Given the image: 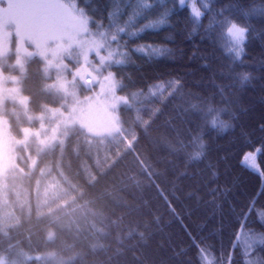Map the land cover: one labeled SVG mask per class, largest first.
Instances as JSON below:
<instances>
[{
    "label": "trees",
    "instance_id": "1",
    "mask_svg": "<svg viewBox=\"0 0 264 264\" xmlns=\"http://www.w3.org/2000/svg\"><path fill=\"white\" fill-rule=\"evenodd\" d=\"M65 1L85 18H96L88 19L90 33L115 54L114 95L126 100L118 110L120 129L94 136L71 128L40 155L32 172L19 156L22 171L0 179V257L18 264H201L197 246L218 252L222 222L225 249L228 222L239 229L233 208H246L253 198L256 208H264V195L257 196L264 178L242 163L244 152L264 144V0H209L214 9L238 5L228 14L251 25L244 63H232L215 32L201 39L207 19L189 41L194 21L187 7L171 26L146 31L127 45L130 52L142 43L170 47V56L131 52L118 63L123 45L111 39L107 12L129 0ZM167 3L171 7L172 0ZM101 19L107 34L98 27ZM245 73L251 74L247 80ZM173 78L182 87L166 101L149 94L150 84ZM52 82L38 59L27 63L20 86L29 113L62 105L64 95ZM77 92L90 97L93 88ZM14 107L6 102L3 115L13 138L21 139L36 122L13 114ZM219 121L228 122V129L221 130ZM259 163L264 166V155ZM247 225L264 230L255 211Z\"/></svg>",
    "mask_w": 264,
    "mask_h": 264
},
{
    "label": "rangeland",
    "instance_id": "2",
    "mask_svg": "<svg viewBox=\"0 0 264 264\" xmlns=\"http://www.w3.org/2000/svg\"><path fill=\"white\" fill-rule=\"evenodd\" d=\"M85 21L88 19L65 0H0V179L22 171L18 163L21 154L28 160V172L34 171L40 155L63 141L71 128L80 127L94 136H112L119 131L118 110L126 100L114 95L110 67L115 54L102 37L90 33L89 21ZM70 36L78 43H72ZM21 41L27 51H19ZM33 59L41 62L44 75L65 98L61 106L44 114L29 113L28 99L21 92L20 79ZM91 88L90 97L80 98L75 93ZM6 102L21 109L12 108L13 114L36 122V127L24 128L21 139L11 135L3 115ZM0 264L18 263L4 255Z\"/></svg>",
    "mask_w": 264,
    "mask_h": 264
},
{
    "label": "snow or ice",
    "instance_id": "3",
    "mask_svg": "<svg viewBox=\"0 0 264 264\" xmlns=\"http://www.w3.org/2000/svg\"><path fill=\"white\" fill-rule=\"evenodd\" d=\"M92 3V0H88ZM167 5V7H166ZM187 7L189 12V18L194 21L187 39L194 41V38L199 34L201 26H204V20L207 19V25L204 26L206 36L201 39L211 36L214 32L219 36L221 40L220 46L224 49L225 53L231 56L232 63L240 62L244 63V57L247 55V44L249 41V34L252 31V27L249 23H241L235 16L229 15V10L233 7H239L238 5H225L214 9L213 3L209 0H204L203 3L200 0H172L171 7L168 6L167 0H129V2L121 7L119 4L109 8L107 12V20L111 25V39L114 43L122 44L123 47L118 49L120 53V59L118 63H125L124 57L130 56L131 52L152 54L155 57L170 56L173 53V49L162 45H154L151 43L135 44L129 51L127 45L134 38L141 36L143 33L149 30H159L164 26H171V19L177 15L179 11H183ZM159 8V12L155 17L149 15L153 10ZM244 17L247 19L250 17L248 10L241 9ZM260 17L264 18V7L259 9ZM89 20H95V17H88ZM88 21H85L87 23ZM98 27L102 32L107 34V29L104 26L103 19L98 22ZM69 39L72 43H78L75 36H70ZM168 40H172L173 37L168 35ZM63 47V46H62ZM71 47V45H68ZM198 47L194 43V49ZM19 51H27L23 47V41H21V48ZM3 54V53H0ZM31 55V53H28ZM195 50L192 52V56H195ZM174 59V56H171ZM20 64V59L17 60ZM203 67H208V61L205 60ZM251 74L245 73L244 79L247 80ZM2 76V72H0ZM13 80L17 79L12 77ZM182 87V81L177 78H173L168 81L158 80L154 84H150L148 92L153 98L159 97L160 102L166 101L171 95ZM218 118L214 117L212 125H217ZM221 130H226L229 127L228 122L219 121ZM202 153H196L199 158ZM264 155V144H258L253 150H249L243 153L242 163L246 164L252 169L257 170L261 177L264 178V166L259 163V157ZM213 177L218 178V173L213 172ZM264 195V188L257 194V196ZM256 198L249 201L246 208H242L237 211L233 208L235 213L234 218L236 223L239 224V229H233L232 221L228 222L229 227V243L225 249L223 242V230L224 223H221L219 229L220 246L218 252L212 247L204 248L198 245L197 258L201 264H264V230H255L247 225V221L250 218V213L255 211L257 219L262 225H264V208H256Z\"/></svg>",
    "mask_w": 264,
    "mask_h": 264
}]
</instances>
